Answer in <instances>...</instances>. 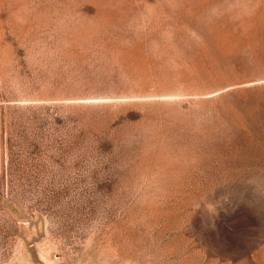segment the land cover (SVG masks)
<instances>
[{"label":"rangeland","instance_id":"rangeland-1","mask_svg":"<svg viewBox=\"0 0 264 264\" xmlns=\"http://www.w3.org/2000/svg\"><path fill=\"white\" fill-rule=\"evenodd\" d=\"M0 264H264V0H0Z\"/></svg>","mask_w":264,"mask_h":264}]
</instances>
